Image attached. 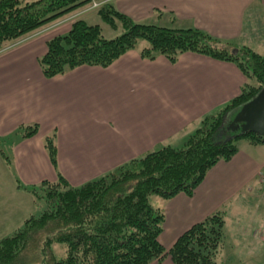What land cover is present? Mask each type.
<instances>
[{
	"label": "crops",
	"instance_id": "0c3cea01",
	"mask_svg": "<svg viewBox=\"0 0 264 264\" xmlns=\"http://www.w3.org/2000/svg\"><path fill=\"white\" fill-rule=\"evenodd\" d=\"M108 1L137 23L195 28L237 50L264 54L259 0ZM50 39L38 31L0 51V166L10 168L21 190L15 197L22 203H13L18 223L36 208L25 187L59 177L77 187L162 146H179L202 118L239 96L247 81L231 61L184 52L171 62L161 55L142 57L140 50L105 67L84 65L46 78L38 60ZM32 125L35 134L22 137L20 129ZM47 137H53L55 165ZM236 146L238 152L215 164L191 196L177 194L158 207L165 216L159 240L166 249L206 217L241 212L264 198V143L242 139Z\"/></svg>",
	"mask_w": 264,
	"mask_h": 264
},
{
	"label": "trees",
	"instance_id": "16d2710c",
	"mask_svg": "<svg viewBox=\"0 0 264 264\" xmlns=\"http://www.w3.org/2000/svg\"><path fill=\"white\" fill-rule=\"evenodd\" d=\"M98 1L102 0H0V51ZM95 14L121 32L105 38L98 25L75 20L66 34L46 43L38 60L46 78L84 65L105 67L127 51L140 50L142 57L161 55L171 62L184 52L231 61L246 84L239 96L202 118L179 146H162L77 187L62 177L30 187L39 211L0 240V264H150L165 258L172 264H216L222 212L192 225L166 249L159 240L164 212L152 207L150 198L191 196L215 164L238 152L237 141L264 143L253 134L226 131L239 108L264 89V54L245 47L237 50L195 28L137 23L109 2L99 5ZM36 131V125L20 129L24 138ZM45 147L55 165L53 137L45 139ZM56 245L63 248L62 257H56Z\"/></svg>",
	"mask_w": 264,
	"mask_h": 264
},
{
	"label": "rangeland",
	"instance_id": "374dc122",
	"mask_svg": "<svg viewBox=\"0 0 264 264\" xmlns=\"http://www.w3.org/2000/svg\"><path fill=\"white\" fill-rule=\"evenodd\" d=\"M28 1L32 2L34 0ZM103 1H98L95 7L93 6L95 2H92L91 5L70 13L38 31L42 33L45 30L48 33L49 39L55 38L66 34L75 20L84 19L90 25H98L105 38H113L121 31L112 30L95 14L99 8V4L101 5L104 2L111 3L108 0ZM259 52L263 53L264 48L259 50ZM17 190L21 191L16 187L14 175L10 168L7 165L0 166V240L5 236L13 234L14 230L23 225L22 222H17L18 218L16 217V210L13 204L17 199L15 197ZM25 190L27 192L30 191V187H25ZM261 193H264V188L261 190ZM262 199L253 202L245 209L243 207V209L239 208L242 210L241 212L234 213L230 211V213L224 216L222 239L215 256L216 264H264V198ZM164 201L158 197L150 198V204L154 208L162 207ZM17 202H21V200L17 199ZM247 210L248 212L246 213ZM38 211V208H34L32 215L37 214ZM55 255L56 257L63 256V248L61 246H55Z\"/></svg>",
	"mask_w": 264,
	"mask_h": 264
},
{
	"label": "water",
	"instance_id": "95a60500",
	"mask_svg": "<svg viewBox=\"0 0 264 264\" xmlns=\"http://www.w3.org/2000/svg\"><path fill=\"white\" fill-rule=\"evenodd\" d=\"M236 52L235 50L234 53ZM226 131L239 135L249 133L264 138V89L239 108Z\"/></svg>",
	"mask_w": 264,
	"mask_h": 264
},
{
	"label": "built area",
	"instance_id": "2783aa9c",
	"mask_svg": "<svg viewBox=\"0 0 264 264\" xmlns=\"http://www.w3.org/2000/svg\"><path fill=\"white\" fill-rule=\"evenodd\" d=\"M262 4H264V0H259ZM100 5V4H99ZM94 7L95 6H97V4L96 3H94V5H93ZM93 8V7H92ZM260 182L262 183V184H264V171H262V172H260Z\"/></svg>",
	"mask_w": 264,
	"mask_h": 264
}]
</instances>
